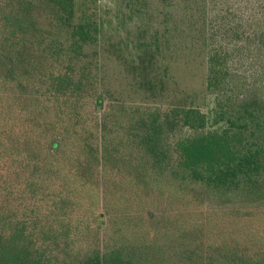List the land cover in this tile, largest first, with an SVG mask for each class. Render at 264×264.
Instances as JSON below:
<instances>
[{
  "label": "trees",
  "instance_id": "trees-1",
  "mask_svg": "<svg viewBox=\"0 0 264 264\" xmlns=\"http://www.w3.org/2000/svg\"><path fill=\"white\" fill-rule=\"evenodd\" d=\"M183 3L139 85L184 41L203 88L154 104L104 88L77 0H0V264H264V0Z\"/></svg>",
  "mask_w": 264,
  "mask_h": 264
},
{
  "label": "rangeland",
  "instance_id": "rangeland-1",
  "mask_svg": "<svg viewBox=\"0 0 264 264\" xmlns=\"http://www.w3.org/2000/svg\"><path fill=\"white\" fill-rule=\"evenodd\" d=\"M242 1L208 0V4L211 13L218 14ZM77 4L79 16L88 11L102 25L99 53L106 90L127 100L154 104L183 102L201 92L206 55L200 48L191 49L182 38L184 48L162 52L147 69L156 83L163 81L164 88L156 97L149 98L138 80L142 73L138 63L145 43L155 32L163 31L166 14L171 19L169 24L183 21V0H173L171 4L164 0H77Z\"/></svg>",
  "mask_w": 264,
  "mask_h": 264
},
{
  "label": "water",
  "instance_id": "water-1",
  "mask_svg": "<svg viewBox=\"0 0 264 264\" xmlns=\"http://www.w3.org/2000/svg\"><path fill=\"white\" fill-rule=\"evenodd\" d=\"M102 110H103V107L100 106V107H99V111H102Z\"/></svg>",
  "mask_w": 264,
  "mask_h": 264
}]
</instances>
